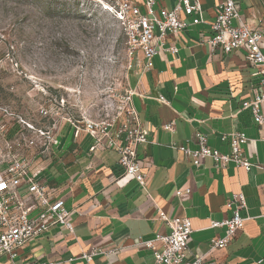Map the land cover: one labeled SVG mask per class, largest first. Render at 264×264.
Masks as SVG:
<instances>
[{"label":"crops","instance_id":"1","mask_svg":"<svg viewBox=\"0 0 264 264\" xmlns=\"http://www.w3.org/2000/svg\"><path fill=\"white\" fill-rule=\"evenodd\" d=\"M173 1L167 0L168 6ZM200 1L206 22L185 19V29L174 40L176 53L159 51L149 70L134 62L131 66L132 104L148 130V142L137 146L146 187L123 172L116 152L91 151L89 133L82 129L76 135L71 124H62L51 151L37 156L32 167L70 211L73 232L53 225L12 260L1 256L0 264H87L81 253L91 247L106 251L91 264H160L153 255L162 246L156 235L169 228L158 218L159 211L188 217L190 250L212 264H254L264 258V124H256L250 110L242 108L255 91H264L262 76L255 74L244 49L211 51L200 41L210 31L217 0ZM235 1L244 22L264 28V0ZM232 131L247 138L242 150L255 164L249 171L232 161L217 167L211 157L195 166L179 150L197 149L195 133L201 132L210 147L228 153L229 140L221 134ZM236 192L245 197L243 223L226 246L211 248L225 228L210 222L231 216L226 203ZM147 241L151 247L145 246Z\"/></svg>","mask_w":264,"mask_h":264},{"label":"built area","instance_id":"2","mask_svg":"<svg viewBox=\"0 0 264 264\" xmlns=\"http://www.w3.org/2000/svg\"><path fill=\"white\" fill-rule=\"evenodd\" d=\"M92 4L113 17L122 27L127 46L129 66L136 63L140 68L149 70L153 57L159 51L171 54L178 51L174 40L186 27V18L192 24L206 22L202 15L200 0H174L168 6L167 0H81ZM209 33L200 41L209 46L211 51L220 48L224 53L244 49L256 68L255 74L262 76L259 83L264 86V28L251 26L243 21L239 5L235 0H217L214 6V18L209 23ZM133 92L127 91L125 101L110 123L86 120L79 125L72 123L77 135L85 130L93 138L90 150L107 148L117 153V163L125 174L131 175L138 184L145 188L147 173L142 171L137 155V146L148 142V130L142 125L138 112L132 104ZM163 100L162 97H160ZM243 109H249L258 125L264 124V91L257 90L251 99L242 102ZM42 111V110H41ZM44 111V110H43ZM42 111V112H43ZM44 112V114H46ZM119 121H115V120ZM118 122V123H117ZM170 128V125H166ZM29 128L33 127L29 125ZM21 130V129H20ZM52 127L35 130L29 138L15 137L9 141L7 135L0 132V257L15 258L20 250L32 239L44 234L51 226L59 225L73 232L68 220L70 211L61 199L53 197L54 188L45 180L38 178L32 164L43 153L51 151L54 143ZM198 148L179 147L185 155L192 158L199 166L205 157H211L217 167H224L229 162L246 171L255 166L244 155L242 145L246 136L240 131L222 133L221 139L229 140L230 151L221 153L207 144L204 133L196 132ZM232 214L228 218L212 220L211 227H224L225 235L212 239L211 248L226 246L232 235L243 223L240 211L246 207L242 192L232 194L226 203ZM158 218L163 220L169 231L157 234L156 240L161 248L153 251L156 262L160 264H212L203 256L194 254L187 243L192 231L188 217L167 216L159 211ZM152 246V241L145 243ZM100 248L91 247L82 251L81 258L87 263L93 262L94 256L105 253ZM48 264H54L50 262ZM254 264H264V258Z\"/></svg>","mask_w":264,"mask_h":264},{"label":"rangeland","instance_id":"3","mask_svg":"<svg viewBox=\"0 0 264 264\" xmlns=\"http://www.w3.org/2000/svg\"><path fill=\"white\" fill-rule=\"evenodd\" d=\"M131 69L121 25L94 5L0 0V132L9 141L64 123L112 122Z\"/></svg>","mask_w":264,"mask_h":264}]
</instances>
